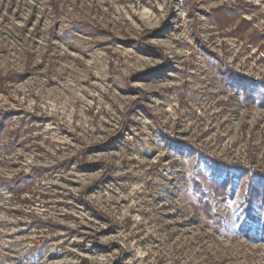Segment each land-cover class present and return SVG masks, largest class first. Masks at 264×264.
Returning a JSON list of instances; mask_svg holds the SVG:
<instances>
[{
  "label": "rangeland",
  "instance_id": "1",
  "mask_svg": "<svg viewBox=\"0 0 264 264\" xmlns=\"http://www.w3.org/2000/svg\"><path fill=\"white\" fill-rule=\"evenodd\" d=\"M0 129V264H264V0H0Z\"/></svg>",
  "mask_w": 264,
  "mask_h": 264
},
{
  "label": "trees",
  "instance_id": "2",
  "mask_svg": "<svg viewBox=\"0 0 264 264\" xmlns=\"http://www.w3.org/2000/svg\"><path fill=\"white\" fill-rule=\"evenodd\" d=\"M140 45L145 46L142 43H140ZM0 131H1V129H0ZM202 155H203V153H202ZM204 156L207 157L209 160H211L212 162H214L216 164L218 163L219 165L230 166L231 168H234L235 170L241 171L244 175H247L250 178L256 177L260 181L264 182V174H262V173L258 174L254 169H252L248 165L247 166H244V165H232V164L228 165V164H226L224 162H220V161L218 162L217 159H215V158H213V157H211L209 155H205L204 154ZM17 182L18 181H16V180H10V181L6 182L7 188L10 191H13L15 189V187L17 186V184H18ZM252 193H253V189L250 188V191H249V193L246 196V209H247L246 214L248 216L251 215V205H252L251 201H252V196H253ZM259 234L262 236V240H263L264 239V227L261 229V231H259Z\"/></svg>",
  "mask_w": 264,
  "mask_h": 264
}]
</instances>
